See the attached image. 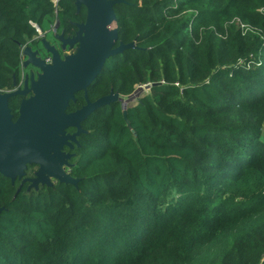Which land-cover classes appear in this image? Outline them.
<instances>
[{
  "label": "trees",
  "instance_id": "obj_1",
  "mask_svg": "<svg viewBox=\"0 0 264 264\" xmlns=\"http://www.w3.org/2000/svg\"><path fill=\"white\" fill-rule=\"evenodd\" d=\"M53 1L0 0V91L19 81L23 48L43 49L39 33L71 38L85 22L83 7ZM114 12L116 46L135 48L105 62L89 101L160 85L126 120L116 101L81 124L76 186L17 192L0 175V264H264V0ZM235 17L255 31L225 30ZM84 105L79 93L67 112Z\"/></svg>",
  "mask_w": 264,
  "mask_h": 264
},
{
  "label": "water",
  "instance_id": "obj_2",
  "mask_svg": "<svg viewBox=\"0 0 264 264\" xmlns=\"http://www.w3.org/2000/svg\"><path fill=\"white\" fill-rule=\"evenodd\" d=\"M77 13L83 7L86 20L74 24L76 32L71 38L57 34V26L52 30L53 38L61 44V50L78 46L74 55L61 58L59 53L45 39L40 43L51 56L50 65L38 58L37 51L23 49V68L32 66L39 71L35 81L31 75L29 87L25 82L23 91L0 93V175L14 183L24 175L27 165H37L35 179L31 187L38 183L50 186V179L59 183L76 186L77 181L64 173L62 167H69L70 154L62 152L64 146L78 145L77 137L85 132L81 124L98 108L119 101L123 105V118L126 120L125 105L133 95L123 101L117 94H110L90 102L86 90L95 81L105 62L125 50L135 48L134 43L124 45L118 40V21L114 7L124 0H71ZM160 84L146 87L150 90ZM31 92L32 97L23 100L19 106L18 118L12 121L8 109V99ZM84 93L85 105L72 113H67L75 95ZM75 130L66 134L67 130ZM2 209H0L1 213Z\"/></svg>",
  "mask_w": 264,
  "mask_h": 264
},
{
  "label": "flooded vegetation",
  "instance_id": "obj_3",
  "mask_svg": "<svg viewBox=\"0 0 264 264\" xmlns=\"http://www.w3.org/2000/svg\"><path fill=\"white\" fill-rule=\"evenodd\" d=\"M44 35H42L41 37L39 36L38 38H40V39L41 38H45L46 36H44ZM47 35H49V34L47 33ZM52 38H53V34H52ZM53 40H55V39L54 38L52 40L50 39V41H49L50 45L59 53L61 58L66 57L65 53H66L67 49L65 48V50H61V44L58 41H56V40H55V42H53ZM37 53H38V58H40V60L44 61L45 64H47V65L50 64V63L46 62V60H50L51 61V56L49 54H47L43 49L40 50V51L38 50ZM44 54H47V55H44ZM24 61H25V59L21 63L22 65H21V74H20V77H19V81H16L15 78H13V89L0 91V93H2V94L10 93V92H14V91H17V90L23 91L25 82H27L28 87H29V83H30V80H31V75L33 76L35 81L37 80V76L39 75V72L36 75H34L31 72H29V70L25 71V69L23 68V62ZM31 97H32V93L29 92V93H27L24 96L17 95V96H14V97L8 99V109L10 111V115L12 116V121H16L17 118H18V110H19V106H20L21 102L23 100H28ZM13 101L17 102L16 109H14L15 112H12V110H11L12 108H10V104ZM67 113H72V112H67ZM74 132H75V130L71 129V130H67L66 134H73ZM77 141H78V137H77ZM71 145H72V148L64 146L63 149H62V152L64 154L72 155L70 160L68 161L69 167H64V166L62 167L63 172L68 174L69 176H71L70 175V169L72 167L71 164H70V161L75 157V150L78 147V145H76L75 143H71ZM38 170H39V167L37 165L31 164V165H27L26 166V169L24 170V175L20 179L16 178L14 183H12L10 179L5 178V177L4 178L9 180L12 186H14V185L17 186V190H16L17 192L21 191L24 187H25V190L27 192H29V191H37V190H39L41 188H44V187L45 188L46 187H51L52 188L57 183H59L54 178H49L50 179V186L44 185L42 183H38V185L36 187H31L30 180H33V179L36 178L35 174H36V172H38Z\"/></svg>",
  "mask_w": 264,
  "mask_h": 264
},
{
  "label": "rangeland",
  "instance_id": "obj_4",
  "mask_svg": "<svg viewBox=\"0 0 264 264\" xmlns=\"http://www.w3.org/2000/svg\"><path fill=\"white\" fill-rule=\"evenodd\" d=\"M188 13H192L193 12V9H190V11H187ZM187 13V14H188ZM229 27L234 29L235 31H241L242 33H251V32H254L255 29L253 27H251V25L245 23V22H242L241 20H239L238 18H233L232 20L230 21H226V23H224V29L226 30L227 28ZM210 30H213V27H210ZM49 35L45 34L44 36H46V40L49 42L50 39L52 40V33H48ZM53 42H55V40H53ZM66 53L65 55L66 56H71V55H74L78 49V46H74L72 49L66 47ZM26 70H29V72H31L32 74L36 75L39 71L32 67V66H28L25 68V71ZM147 87V86H146ZM146 87H142V86H138L135 88L134 92H133V96L132 98L130 99V101L127 103L128 106L130 105H135L138 103V99L143 96L144 94H147L149 93V90L146 89ZM123 101H127L128 100V97H123L122 98ZM261 141L264 142V134L263 136L261 137Z\"/></svg>",
  "mask_w": 264,
  "mask_h": 264
},
{
  "label": "built area",
  "instance_id": "obj_5",
  "mask_svg": "<svg viewBox=\"0 0 264 264\" xmlns=\"http://www.w3.org/2000/svg\"><path fill=\"white\" fill-rule=\"evenodd\" d=\"M57 1H58V0H54V1H53L54 5H56ZM34 27H35V26H34ZM39 36L41 37L42 34L39 33ZM23 49H24V48H23ZM23 49L21 50V53H20V60H21V63H22V61L25 59V58H24V55H23ZM46 62H47V63H51L50 60H46ZM49 65H50V64H49ZM176 86H177V84H176Z\"/></svg>",
  "mask_w": 264,
  "mask_h": 264
}]
</instances>
